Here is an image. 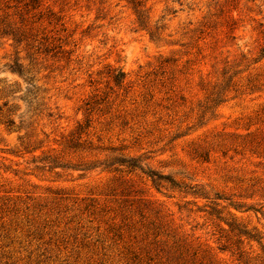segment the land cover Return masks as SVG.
<instances>
[{
  "label": "rangeland",
  "instance_id": "1",
  "mask_svg": "<svg viewBox=\"0 0 264 264\" xmlns=\"http://www.w3.org/2000/svg\"><path fill=\"white\" fill-rule=\"evenodd\" d=\"M87 1L0 39V264H264V0Z\"/></svg>",
  "mask_w": 264,
  "mask_h": 264
},
{
  "label": "trees",
  "instance_id": "2",
  "mask_svg": "<svg viewBox=\"0 0 264 264\" xmlns=\"http://www.w3.org/2000/svg\"><path fill=\"white\" fill-rule=\"evenodd\" d=\"M88 0L87 2H89ZM124 1L133 11L136 21L139 24L140 27L146 28L144 26L143 20H144V7H145V1L143 0H121ZM5 3V8L7 10L12 9V14L2 11V8L0 7V39H10L13 42V45L19 47L22 43L25 44L26 47H31V45L28 43V40L32 41L33 43L37 42L39 45L43 48L42 53L49 54L53 52L55 49H61L62 45L55 46L54 41L55 39H60L55 36L48 37V35H44L41 37V41L38 39V32L39 29L34 30L32 27L35 22H40L43 19V11L46 9V12L48 13L47 18L50 20L51 17H55V14L52 13V11L47 7H44L45 2L44 0H0V3ZM3 12V13H1ZM16 17V19H15ZM36 18V19H35ZM15 19V20H14ZM33 19L36 21L33 22ZM57 19V21H60L61 18H54ZM32 20V22H31ZM30 21V22H29ZM30 23V28L26 27ZM51 24V21L48 22ZM152 38V36H150ZM51 40V42L49 41ZM41 47H38L37 50H40ZM58 53V52H55ZM31 63V62H30ZM16 66H20V64L17 62ZM16 68H10V72L13 74H17L19 77L22 76L21 72V66L20 69ZM121 75V74H120ZM122 79H119V77H114V81L116 83H121Z\"/></svg>",
  "mask_w": 264,
  "mask_h": 264
}]
</instances>
